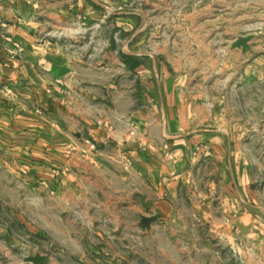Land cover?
Returning <instances> with one entry per match:
<instances>
[{"label":"crops","instance_id":"0c3cea01","mask_svg":"<svg viewBox=\"0 0 264 264\" xmlns=\"http://www.w3.org/2000/svg\"><path fill=\"white\" fill-rule=\"evenodd\" d=\"M93 2L103 6L0 0V197L103 254L101 245L123 248L130 214L143 232L183 213L258 235L263 47L253 38L216 67L181 66L167 46L148 52L145 28L125 13L115 18L122 38L107 29L93 45ZM6 38L20 55L10 56ZM149 216L157 220L142 229ZM254 239L264 255V237Z\"/></svg>","mask_w":264,"mask_h":264},{"label":"rangeland","instance_id":"374dc122","mask_svg":"<svg viewBox=\"0 0 264 264\" xmlns=\"http://www.w3.org/2000/svg\"><path fill=\"white\" fill-rule=\"evenodd\" d=\"M98 1L103 6L93 2L100 15L93 19V45L105 42L102 34L107 29L122 38L115 18L125 13L145 28L148 52L157 50L155 44L167 46L181 66L206 60L213 67L222 64L233 40L242 35L253 34L254 43L264 50V0ZM261 188L264 193V185ZM0 198V264H33L25 257L34 255L47 256L49 264H264V255L253 245L254 238L264 237V228L258 235L241 234L231 223L225 229L208 227L179 213L143 232L133 225L136 215L130 214L123 248L117 243L101 245L107 253L103 254L93 240L81 244L68 240L63 233L69 231L73 239V229H60L59 236L58 229L43 228L42 212L9 206L10 197ZM257 215L264 223V212ZM93 248L100 253L94 254Z\"/></svg>","mask_w":264,"mask_h":264},{"label":"water","instance_id":"95a60500","mask_svg":"<svg viewBox=\"0 0 264 264\" xmlns=\"http://www.w3.org/2000/svg\"><path fill=\"white\" fill-rule=\"evenodd\" d=\"M254 38L253 34L242 35L233 40L230 47L232 49H241L242 52H246L250 48V41ZM157 220L156 216H149L143 217L140 222V226L142 229L150 230L151 224ZM240 226V225H239ZM241 233L247 232L248 229L240 226ZM25 261L33 263V264H49V258L44 255H34V256H27Z\"/></svg>","mask_w":264,"mask_h":264},{"label":"built area","instance_id":"2783aa9c","mask_svg":"<svg viewBox=\"0 0 264 264\" xmlns=\"http://www.w3.org/2000/svg\"><path fill=\"white\" fill-rule=\"evenodd\" d=\"M6 41L9 43L7 49H8V53L10 54V56L17 57L18 55H20V53H21V46L16 41H14L11 38H6ZM87 142L89 143V141H87ZM90 147L91 148H95V145L94 144H90ZM123 166L126 169L131 168L130 161L129 160L123 161Z\"/></svg>","mask_w":264,"mask_h":264}]
</instances>
